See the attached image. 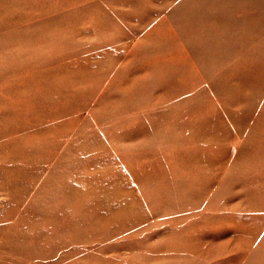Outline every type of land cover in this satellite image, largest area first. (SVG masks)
<instances>
[{"label":"rangeland","instance_id":"rangeland-1","mask_svg":"<svg viewBox=\"0 0 264 264\" xmlns=\"http://www.w3.org/2000/svg\"><path fill=\"white\" fill-rule=\"evenodd\" d=\"M0 264H264V0H0Z\"/></svg>","mask_w":264,"mask_h":264},{"label":"bare ground","instance_id":"bare-ground-1","mask_svg":"<svg viewBox=\"0 0 264 264\" xmlns=\"http://www.w3.org/2000/svg\"><path fill=\"white\" fill-rule=\"evenodd\" d=\"M2 253V252H1Z\"/></svg>","mask_w":264,"mask_h":264}]
</instances>
